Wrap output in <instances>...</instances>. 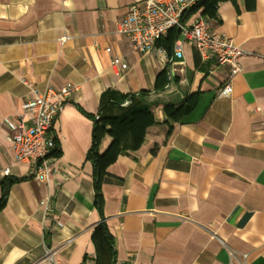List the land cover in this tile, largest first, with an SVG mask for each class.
<instances>
[{
    "label": "crops",
    "instance_id": "1",
    "mask_svg": "<svg viewBox=\"0 0 264 264\" xmlns=\"http://www.w3.org/2000/svg\"><path fill=\"white\" fill-rule=\"evenodd\" d=\"M143 1L0 0V198L5 177L27 178L11 186L0 211V264H97L92 234L103 222L115 264H264V62L244 57L233 93L218 97L229 67L204 63L191 43L183 60L174 59L168 35L157 44L166 59L144 56L119 33L130 7ZM209 19L264 56V0L221 2ZM114 57L128 69L113 70ZM166 69L170 81L156 91ZM67 83L80 89L52 130L61 154L51 156L46 183L15 160L8 121L28 100ZM124 95L149 107L137 134L122 130ZM95 126L110 162L104 219L87 159Z\"/></svg>",
    "mask_w": 264,
    "mask_h": 264
},
{
    "label": "built area",
    "instance_id": "2",
    "mask_svg": "<svg viewBox=\"0 0 264 264\" xmlns=\"http://www.w3.org/2000/svg\"><path fill=\"white\" fill-rule=\"evenodd\" d=\"M201 1L145 0L136 3L120 21L119 33L126 36L132 48L142 55H158L166 59V51L157 44L171 30H178L181 38L174 43V59L183 60L184 45L191 43L204 63L212 61L216 67H229V78L218 90V97H227L233 93V78L242 72L241 60L244 57H256L264 62V56L241 48L230 37L216 31L204 12H192ZM69 39L64 36L59 41L65 44ZM106 52L110 53L111 49H106ZM128 67L121 58H113V70L126 71ZM79 89L73 83H67L59 89L49 88L25 102L17 120L8 121L9 128L14 132L9 139L14 147L15 160L30 163L34 167V174L42 182L48 183L54 172L50 155L58 147L59 141L52 130L65 106ZM9 173L10 168L3 172L5 176ZM39 204L47 212L52 209L51 201H41ZM47 258L51 260V256Z\"/></svg>",
    "mask_w": 264,
    "mask_h": 264
},
{
    "label": "trees",
    "instance_id": "3",
    "mask_svg": "<svg viewBox=\"0 0 264 264\" xmlns=\"http://www.w3.org/2000/svg\"><path fill=\"white\" fill-rule=\"evenodd\" d=\"M228 1V0H202L198 5H196L192 12L196 11H203L208 17H213L215 14V11L219 5V3ZM178 35V30L173 29L169 32L167 36V49L169 54H171V50L173 48V45L176 41ZM170 81V71L169 69L164 70L157 76V82H156V91H162L166 85ZM110 94H116V92H110ZM144 94H147L144 92ZM135 98V95H124L123 101L125 106V111L121 116V121L123 123L122 130H131L138 133V127H139V118L141 117L140 114H150L149 107L145 106L142 108H137L136 104L133 100ZM105 99V95H104ZM193 109V105L186 106V107H179L176 111L180 113V115H183L185 113L190 112ZM145 130V129H144ZM144 136V131H143ZM143 138V137H142ZM102 139V133L100 132L99 128L97 126L94 127L93 132V143L92 147L90 148L88 152L87 159L93 164L94 172H93V178H94V188H95V206L99 210L100 214L103 216V209H104V196L102 192V186L104 184L105 178L107 176V170L110 165V162L103 158L100 155L99 148H100V142ZM142 144V139L139 141V143L135 146V148H138ZM61 150L56 147L54 151L51 153L50 157H56L60 156ZM27 178H21V179H12L9 177H5L2 182V195L0 198V211L5 207L7 203V199L9 196V192L11 189V186L14 183L24 181ZM104 219V216H103ZM92 240L96 246L97 249V264H101V260L105 264H115V247H114V240L109 232V229L105 222L99 224L93 234H92Z\"/></svg>",
    "mask_w": 264,
    "mask_h": 264
}]
</instances>
